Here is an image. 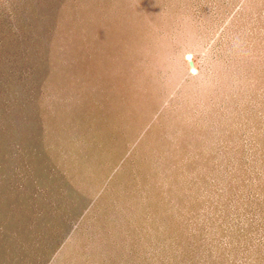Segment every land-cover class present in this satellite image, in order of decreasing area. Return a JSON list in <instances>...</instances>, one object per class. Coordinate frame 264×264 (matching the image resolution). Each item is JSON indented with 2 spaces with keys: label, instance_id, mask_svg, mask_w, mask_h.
<instances>
[{
  "label": "rangeland",
  "instance_id": "374dc122",
  "mask_svg": "<svg viewBox=\"0 0 264 264\" xmlns=\"http://www.w3.org/2000/svg\"><path fill=\"white\" fill-rule=\"evenodd\" d=\"M0 264H264V0H0Z\"/></svg>",
  "mask_w": 264,
  "mask_h": 264
},
{
  "label": "water",
  "instance_id": "95a60500",
  "mask_svg": "<svg viewBox=\"0 0 264 264\" xmlns=\"http://www.w3.org/2000/svg\"><path fill=\"white\" fill-rule=\"evenodd\" d=\"M189 63H190V66L192 67L193 66L192 62L190 61Z\"/></svg>",
  "mask_w": 264,
  "mask_h": 264
}]
</instances>
